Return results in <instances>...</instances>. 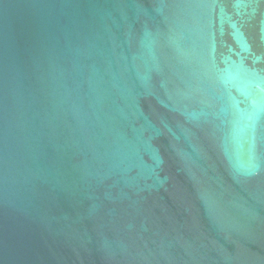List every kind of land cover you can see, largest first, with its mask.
<instances>
[{
	"label": "water",
	"instance_id": "water-1",
	"mask_svg": "<svg viewBox=\"0 0 264 264\" xmlns=\"http://www.w3.org/2000/svg\"><path fill=\"white\" fill-rule=\"evenodd\" d=\"M0 264H264V0H0Z\"/></svg>",
	"mask_w": 264,
	"mask_h": 264
}]
</instances>
